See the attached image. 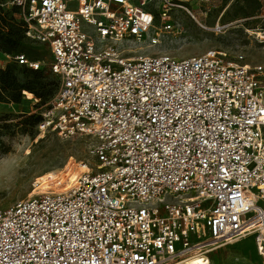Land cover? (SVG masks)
<instances>
[{"label": "built area", "instance_id": "2783aa9c", "mask_svg": "<svg viewBox=\"0 0 264 264\" xmlns=\"http://www.w3.org/2000/svg\"><path fill=\"white\" fill-rule=\"evenodd\" d=\"M9 4L60 83L38 131L92 139L95 164L0 209V264H189L248 236L264 264V68L136 53L160 43L152 29L176 32L166 8L157 27L136 0Z\"/></svg>", "mask_w": 264, "mask_h": 264}, {"label": "rangeland", "instance_id": "374dc122", "mask_svg": "<svg viewBox=\"0 0 264 264\" xmlns=\"http://www.w3.org/2000/svg\"><path fill=\"white\" fill-rule=\"evenodd\" d=\"M5 9L12 8L10 0H1ZM249 17L241 15V8L249 4L252 11L255 2L246 0H136L146 17L159 26L160 13L166 8L172 17L175 33L156 35L159 29H152L151 37L160 41L157 45L143 44L141 55L168 54L178 59H189L208 51H222L241 54L251 67L264 68V37L259 35L264 28V0ZM144 4L147 7L144 8ZM151 21V19H150ZM36 33L33 26L32 34ZM28 37V36H27ZM26 43L36 49L43 62L48 78L59 79L50 71L53 57L47 45L28 37ZM147 45V46H146ZM0 61L13 63L0 55ZM58 90L46 102L34 95L24 94L22 102L0 103V209H6L27 198L35 183L42 189L59 180L60 174L77 172L81 166H93L91 155L94 141L88 137L63 139L53 133L42 134L37 127L23 124L24 117L40 116L50 108ZM77 168L74 172L70 171ZM38 181V182H37ZM207 258L212 264H261L255 252L252 236L234 240L215 247Z\"/></svg>", "mask_w": 264, "mask_h": 264}, {"label": "trees", "instance_id": "16d2710c", "mask_svg": "<svg viewBox=\"0 0 264 264\" xmlns=\"http://www.w3.org/2000/svg\"><path fill=\"white\" fill-rule=\"evenodd\" d=\"M1 1V0H0ZM228 1V0H226ZM256 8L252 11L249 4L243 5L241 15L249 17L255 10H258L261 3L256 0ZM2 2V1H1ZM28 26L21 17L18 7L5 9L0 6V55L15 56L25 55L27 59L34 62H41V57L36 49L30 47L26 40ZM60 83L48 78L45 69L34 71L26 66L13 62L4 69H0V103L20 104L26 95H34L36 98L46 102L59 89ZM41 121L40 116L24 117L23 124L37 127Z\"/></svg>", "mask_w": 264, "mask_h": 264}, {"label": "bare ground", "instance_id": "6f19581e", "mask_svg": "<svg viewBox=\"0 0 264 264\" xmlns=\"http://www.w3.org/2000/svg\"><path fill=\"white\" fill-rule=\"evenodd\" d=\"M27 96L31 97L30 95H27ZM76 169L77 168L73 167L72 169H70V171L74 172ZM86 170H88V169L85 166H81L80 170H78L77 172H74L72 174H70L69 171L64 172L63 174H60L59 180L62 179L66 183L65 189H68L71 186V184L76 181V179L80 176V174ZM56 181H58V180H56ZM188 263L189 264H212L207 257H205V258L198 257V258L189 260Z\"/></svg>", "mask_w": 264, "mask_h": 264}, {"label": "crops", "instance_id": "0c3cea01", "mask_svg": "<svg viewBox=\"0 0 264 264\" xmlns=\"http://www.w3.org/2000/svg\"><path fill=\"white\" fill-rule=\"evenodd\" d=\"M253 238V237H252ZM253 241H254V239H253ZM254 245H255V243H254ZM255 252H256V247H255ZM256 255H257V252H256Z\"/></svg>", "mask_w": 264, "mask_h": 264}]
</instances>
